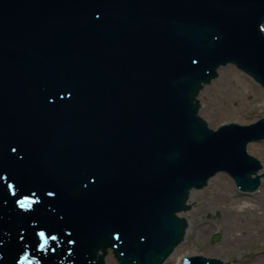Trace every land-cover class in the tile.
Masks as SVG:
<instances>
[{
  "label": "water",
  "instance_id": "1",
  "mask_svg": "<svg viewBox=\"0 0 264 264\" xmlns=\"http://www.w3.org/2000/svg\"><path fill=\"white\" fill-rule=\"evenodd\" d=\"M263 27L264 0H0V264H164L192 189L252 194L264 116L213 128L198 94L229 64L264 88Z\"/></svg>",
  "mask_w": 264,
  "mask_h": 264
},
{
  "label": "rangeland",
  "instance_id": "2",
  "mask_svg": "<svg viewBox=\"0 0 264 264\" xmlns=\"http://www.w3.org/2000/svg\"><path fill=\"white\" fill-rule=\"evenodd\" d=\"M228 67L232 68L234 66L233 64H229ZM228 72L231 73V69ZM238 72H240L241 75L243 74L242 71ZM221 76L222 75L220 74L219 70L218 77L213 79L212 83H208L203 86L204 98L202 109L205 108L209 110L211 113L210 115H213L215 118H222V116L227 113V111L238 109V113H235L236 116L240 120H245L243 122H237L242 124L254 122L258 118L264 116V98L256 99V97L252 95L248 98V102L244 103L242 94L231 93L233 89H235L233 86L234 83L228 82V79L225 80L226 77L224 78ZM221 78L223 81H220ZM240 79L242 78H236V80L242 84ZM253 82L255 81H252L251 84ZM215 83H223L228 87V92L224 93L226 101L224 98H216ZM232 95L239 98L237 103H233L228 100L230 97H233ZM198 101L202 102L199 97ZM252 143L256 145L258 144V146L264 148V142L258 143V141H256ZM251 154L257 156L264 164V155L261 156L260 154L252 152ZM225 175L231 178L226 173H220L216 179H221ZM231 180L233 181V179ZM261 184H263V188L261 187L257 191L253 190L252 194L241 192V190L236 186L234 187L233 184L230 185V194L233 198L236 197L232 201L237 202L235 207L239 210H245L246 207V210L244 211L245 213L242 211V215L252 214L251 216L255 217L256 219H259V217L261 219L264 218V177H262ZM217 185V182H211L208 186L204 187L203 190L197 189L196 193H194L196 197L194 204L190 206L188 214L182 215L184 218H186L188 224L184 242L180 243L176 249L181 247L188 248L189 250V248H191L195 251L193 254H202L209 257H216L223 261L229 262V264H256V259H259V261L264 264V228H254L250 232L249 237L240 238L238 241H234L233 239H236V235L240 234V231L238 230L239 220L237 218V213L233 211H223L220 208H216V205L209 204L208 202L209 199L212 198V192L217 190ZM207 202L209 206L207 205ZM257 208H263V211H257V216H255L252 211L254 212V210ZM201 222L208 223L209 227H211L214 223L215 227L213 226V231L210 234L205 235L203 231L199 230ZM215 234H219V238L213 241L212 237ZM227 240L234 242H231L232 244L229 246Z\"/></svg>",
  "mask_w": 264,
  "mask_h": 264
},
{
  "label": "bare ground",
  "instance_id": "3",
  "mask_svg": "<svg viewBox=\"0 0 264 264\" xmlns=\"http://www.w3.org/2000/svg\"><path fill=\"white\" fill-rule=\"evenodd\" d=\"M234 66V65H233ZM231 69V73L228 72ZM237 69V70H236ZM220 74L222 75L221 77H226V79H228V82H232L234 83L233 86L235 87V89H233V91L231 93H237V94H242V98H243V102L247 103L248 102V98L252 95H254L256 97V99H262L264 98V88L263 86H261L260 84L255 83L256 81L249 76L248 74L242 72L243 76L240 74V71L237 67H228V65L220 67ZM242 78L240 79L241 83L240 84L236 78ZM213 81V80H212ZM220 81H223V79L221 78ZM252 81H255L251 84ZM208 84V83H206ZM244 84V85H243ZM215 96L216 98H224L226 101V97L224 96V93L228 92V87L226 86V84H219V83H215ZM231 85V84H229ZM208 86V85H207ZM203 93H204V89L200 90L198 97L201 99V101L203 102ZM233 96V95H232ZM228 100H230L233 103H237L239 101V98L237 96H233L230 97ZM263 101V100H262ZM238 109L235 110H231V111H227V113H225L222 118H215L213 115H210V111L203 108L202 112H201V116L204 117L210 124V126H219L223 123H228V122H232V121H240L243 122L245 119H239L235 113H238L237 111ZM213 124V125H212ZM249 152L251 153H256V154H260L261 156L264 155V148H261L260 146H258V144H253L250 143L249 144ZM260 152V153H259ZM264 167V164H263ZM264 172V168L260 169V173ZM219 175V174H218ZM216 175L215 177H213L210 181L209 184L211 182H217V190L213 191V195L212 198L209 199V204H213L216 205V208H220L221 210H225L226 212H236L237 213V218L239 220V225H238V230L240 231L239 235H236V239H233L234 241H238V239L240 238H247L249 237L250 232L254 229V228H264V218H260L259 219L252 217V214H245L242 215V211L243 213H245L244 211L246 210H239L238 208L235 207V204H237V202H232L233 198L232 195L230 194V185L233 184V186L235 187L236 184L235 182L233 183V181L231 180V178H229L227 175H225L223 178L221 179H216V177L218 176ZM208 184V185H209ZM214 185V184H213ZM263 188V184H261L259 186L260 188ZM197 189H192L190 191V196H189V205L192 206L194 204V200H195V194ZM263 192V190H262ZM249 194V193H248ZM256 194V193H255ZM235 196V195H234ZM207 202V205H208ZM264 203V202H263ZM262 203V204H263ZM261 204V206H262ZM231 205V206H230ZM264 205V204H263ZM209 206V205H208ZM231 208H230V207ZM234 206V207H232ZM263 208H257L254 210V212L252 211V213L255 214V216H257V211L262 210ZM263 211V210H262ZM264 212V211H263ZM262 213V212H261ZM183 214H188V212L184 213V212H179V215L182 216ZM261 216V215H260ZM183 217V216H182ZM262 217V216H261ZM215 222V221H214ZM213 226L215 227L214 223L211 227H209L208 223L205 222H201L200 231H203L205 233V235L210 234L213 231ZM228 241V240H227ZM234 241H228L227 243L232 244L231 242ZM193 253H195L194 250H192L191 248H177L175 251V254H172L169 258L168 261H166V264H181L182 263V259L184 256L187 255H193ZM106 258V262L105 264H119V262L117 261L115 255L112 256H107ZM256 264H262L259 259H256Z\"/></svg>",
  "mask_w": 264,
  "mask_h": 264
},
{
  "label": "snow or ice",
  "instance_id": "4",
  "mask_svg": "<svg viewBox=\"0 0 264 264\" xmlns=\"http://www.w3.org/2000/svg\"><path fill=\"white\" fill-rule=\"evenodd\" d=\"M41 235H43V233H41Z\"/></svg>",
  "mask_w": 264,
  "mask_h": 264
}]
</instances>
